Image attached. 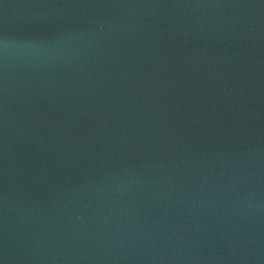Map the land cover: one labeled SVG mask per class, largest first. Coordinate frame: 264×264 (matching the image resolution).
I'll use <instances>...</instances> for the list:
<instances>
[{
	"label": "water",
	"instance_id": "water-1",
	"mask_svg": "<svg viewBox=\"0 0 264 264\" xmlns=\"http://www.w3.org/2000/svg\"><path fill=\"white\" fill-rule=\"evenodd\" d=\"M0 264H264V0H0Z\"/></svg>",
	"mask_w": 264,
	"mask_h": 264
}]
</instances>
